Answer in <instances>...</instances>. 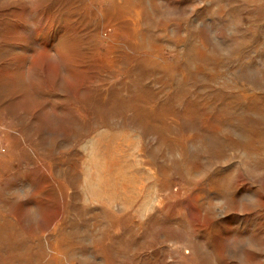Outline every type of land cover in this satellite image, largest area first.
Listing matches in <instances>:
<instances>
[{
    "label": "rangeland",
    "instance_id": "1",
    "mask_svg": "<svg viewBox=\"0 0 264 264\" xmlns=\"http://www.w3.org/2000/svg\"><path fill=\"white\" fill-rule=\"evenodd\" d=\"M0 264H264V0H0Z\"/></svg>",
    "mask_w": 264,
    "mask_h": 264
}]
</instances>
